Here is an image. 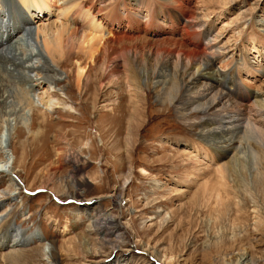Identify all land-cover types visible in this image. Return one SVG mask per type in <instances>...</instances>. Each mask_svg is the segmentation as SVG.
Instances as JSON below:
<instances>
[{
  "label": "bare ground",
  "instance_id": "obj_1",
  "mask_svg": "<svg viewBox=\"0 0 264 264\" xmlns=\"http://www.w3.org/2000/svg\"><path fill=\"white\" fill-rule=\"evenodd\" d=\"M93 1L0 0V21L3 22L0 24V54L4 52V55L14 56L13 49L6 43L16 31H23V40L36 48L27 60L30 65L24 67L36 76L28 79L36 93V101L34 97L12 90L13 87L8 88L7 84L0 86V91L8 93L4 97L5 104L6 101L14 104L18 100L23 108L31 110L33 119L26 128L28 135L25 141L19 142L24 136L21 126L10 138L8 147L14 156L12 164L16 168L23 166L24 157L34 155L40 149L38 141L44 140L47 132L57 130L58 123L69 121L66 118H72L75 111L88 112L100 96L106 102L105 106H109L100 117L108 131H113L115 147L129 143L134 150L140 149L141 143L135 144L137 140L129 139L138 133L142 135L146 127L140 130L143 123L147 122V125L154 119L174 114L187 128L197 133L200 147L196 153L216 161V187L212 186L216 204L225 212H232L234 207L241 211L245 202L250 200V212L260 215L264 207L258 203L254 193L256 187L264 183L262 93L240 85L235 75L239 66L237 70L228 72L215 67L214 61L226 52L220 47L213 48L216 36L211 39L213 42L202 41L209 28L195 16L188 0H133L132 3L121 0L118 4L122 7L120 14L123 16H120L119 9L104 11L95 7ZM155 2L158 6L153 10ZM164 2L173 3L171 10L163 8ZM227 2L224 0L222 7ZM51 14L55 18L49 21ZM34 21L39 23L32 30ZM147 35L154 36V40L145 38ZM255 46L252 43V48ZM57 67L63 68L64 79L49 75ZM65 79H68L67 85L71 79L74 81L80 102H73L67 88H59ZM108 89L114 90L113 99L110 93L113 90ZM54 113L56 120L52 118ZM123 134L127 137L124 142ZM63 148H55L57 160L62 156ZM65 152L64 161L69 164V170L53 180L62 183L59 190L49 189L56 195L61 193L64 199L84 202L83 196L89 187L83 173L88 167L84 158L86 151L79 146L77 150L66 149ZM46 157H50L49 153L39 159ZM115 159L119 162L121 155L116 154ZM1 163L0 173L12 171L13 165L9 168L3 155ZM55 169L52 167L53 173ZM4 177L6 174H0V187ZM8 179L5 187L0 188V203L18 192L14 191L16 185L12 179ZM37 188L45 189L47 185L42 182ZM121 189H112V192L89 200L97 202L101 197H107L113 200L115 207H119ZM85 206L88 209V205ZM98 207L93 208L92 214H87L88 227L79 242L85 255L91 252V238L103 246L117 241L116 238L123 233L118 216L109 209ZM3 213L0 214V248H6L5 255L14 258L29 236L13 223L10 213ZM221 236L215 240L220 238L221 241ZM149 254L159 259L155 253ZM166 257L162 255L160 260L170 262ZM248 262L247 255L240 253L234 264Z\"/></svg>",
  "mask_w": 264,
  "mask_h": 264
},
{
  "label": "rangeland",
  "instance_id": "obj_2",
  "mask_svg": "<svg viewBox=\"0 0 264 264\" xmlns=\"http://www.w3.org/2000/svg\"><path fill=\"white\" fill-rule=\"evenodd\" d=\"M125 1L132 3L133 0ZM223 1L187 2L195 16L209 28L202 41L213 42L211 39L216 36L213 48L220 47L226 52L214 61L215 67L228 72L239 66L235 75L240 85L258 89L264 98V0H226L229 2L222 7ZM119 2L122 1H114V4L113 0H94L93 4L109 12L119 9L120 14ZM155 4L153 10L157 9L158 4ZM170 6L173 7L172 2H164L163 8L171 10ZM54 18L53 14L49 15V21ZM155 18L158 19L157 14ZM38 23L34 21L31 29ZM23 37V31H16L6 43L13 49L14 56L0 54V86L7 84L8 88L13 87L12 90L34 97L36 101V93L28 80L36 76L24 68L30 65L27 60L36 48ZM145 38L154 40L150 35ZM252 43L256 44L255 48ZM54 72L49 75L65 78L63 68L57 67ZM67 80L61 81L59 88H67L73 102H80L74 81L71 79L67 85ZM113 92H110L112 99ZM7 94L0 91V157H6L11 168L14 156L8 147L10 138L21 126L24 136L19 142L25 141L26 128L33 119L31 110L23 108L18 100L5 104ZM97 99L88 112L75 111L72 118H66L69 121H61L57 130L47 132V137L38 141L40 149L24 157L23 166L16 168L14 164L13 172L9 169L0 173L6 174L1 186L5 187L6 179L11 178L16 185L14 191H18L11 194L13 198L0 203V214L10 213L13 223L29 236L16 251L17 259L7 257V249L1 247L0 264H234L240 253L247 255L248 264H264V210L260 215L250 212V200L241 211L234 207L232 212H225L216 204L213 191L216 161L196 153L200 143L194 129L187 128L171 113L152 120L148 126L147 122L143 123L140 130L145 126L146 130H142V135L130 137V141L137 140L135 144L141 143L140 149L134 150L129 143L115 147L113 131H108L100 117L109 106H105L100 96ZM151 102L154 104L155 100ZM52 118L56 120L57 115L52 114ZM124 138H127L125 134L122 142ZM79 146L86 151L84 158L88 161L83 172L89 183L84 202L64 199L61 193L56 192V195L49 189L61 188L60 180H53L69 170V164L64 161L65 150H77ZM59 147L64 148L57 160L54 150ZM46 153L50 157L40 160ZM116 154L121 155L119 162H115ZM196 157L199 158L196 160ZM52 167L56 168L54 173ZM42 182L47 188L38 189ZM116 188H122L119 207L107 197L97 202L89 200ZM256 189V200L264 207V183ZM95 206L109 209L118 216L123 236L103 246L91 238V252L85 255L79 242L86 234L87 214H92ZM221 234L222 240L216 241ZM149 253H155L159 259ZM162 255L170 262L160 260Z\"/></svg>",
  "mask_w": 264,
  "mask_h": 264
}]
</instances>
